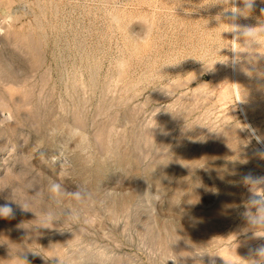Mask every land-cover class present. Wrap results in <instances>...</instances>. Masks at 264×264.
<instances>
[{
  "label": "rangeland",
  "instance_id": "1",
  "mask_svg": "<svg viewBox=\"0 0 264 264\" xmlns=\"http://www.w3.org/2000/svg\"><path fill=\"white\" fill-rule=\"evenodd\" d=\"M247 2L0 0V264H264Z\"/></svg>",
  "mask_w": 264,
  "mask_h": 264
},
{
  "label": "clouds",
  "instance_id": "2",
  "mask_svg": "<svg viewBox=\"0 0 264 264\" xmlns=\"http://www.w3.org/2000/svg\"><path fill=\"white\" fill-rule=\"evenodd\" d=\"M254 4V0H248L247 7L253 8ZM246 35L252 36L255 35V33L249 31L246 33ZM242 180L248 182L250 185V195L248 197L249 201L253 205H258L256 214L252 216H246V218L253 225L264 226V177H257L249 174L244 176ZM14 216L15 212L11 205L5 204L0 206V217L8 218ZM258 251L260 255L264 256V246H261Z\"/></svg>",
  "mask_w": 264,
  "mask_h": 264
},
{
  "label": "bare ground",
  "instance_id": "3",
  "mask_svg": "<svg viewBox=\"0 0 264 264\" xmlns=\"http://www.w3.org/2000/svg\"><path fill=\"white\" fill-rule=\"evenodd\" d=\"M235 13H236V16H237V14H238V9H237V7H236V10H235ZM235 37V36H234ZM236 41H237V32H236V37H235V43H236ZM235 47H236V44H235ZM234 74H236V68H235V73ZM238 75V74H237ZM236 79V78H235ZM236 86H237V80H236ZM239 93V92H238ZM253 132H254V129H253ZM262 141V140H261ZM264 143V142H263ZM263 177H264V175H263Z\"/></svg>",
  "mask_w": 264,
  "mask_h": 264
}]
</instances>
